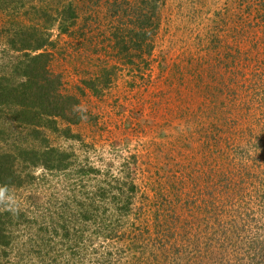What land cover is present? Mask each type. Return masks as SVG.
Instances as JSON below:
<instances>
[{
	"label": "rangeland",
	"instance_id": "obj_1",
	"mask_svg": "<svg viewBox=\"0 0 264 264\" xmlns=\"http://www.w3.org/2000/svg\"><path fill=\"white\" fill-rule=\"evenodd\" d=\"M15 1L8 7L11 14L0 7V26L31 22L33 7L48 9L50 16L68 3L75 9L74 25L65 34L51 29L52 45L45 51L50 71L61 78L62 94L79 100L83 117L71 131L80 138L45 134L53 147L73 153L78 165L99 170L101 180L106 172L116 178L129 172L140 198L136 209L141 208L134 225L150 229L135 242L140 262L134 264H173L182 252L189 264H215L208 251L198 256L192 244L176 237L168 241L173 251L181 250L178 255L148 243L151 217L164 197L173 200L169 210L179 224L208 212L210 227L231 237L224 250L217 246L221 234L213 239L211 231L212 242L195 240L201 249L209 242L219 264H236L235 256L251 243L264 245V201L255 202L264 195V14L257 12L264 0H163L152 50L142 59L132 57V63L125 62L111 35L128 22V14H122L124 23L114 21L106 0ZM1 58L0 71L8 60ZM102 70L109 71L110 81L98 84L102 92L95 94L84 82L106 80ZM45 179L9 198L0 192V210L5 202L20 210L32 204L44 209L49 194L68 193L61 177ZM34 198L36 203L25 202ZM236 213L237 230L225 232ZM156 216L161 220L163 214ZM187 237L195 242L191 229ZM101 243L106 242L101 238ZM231 243L239 248L232 255ZM202 255L199 263L196 257Z\"/></svg>",
	"mask_w": 264,
	"mask_h": 264
},
{
	"label": "trees",
	"instance_id": "obj_2",
	"mask_svg": "<svg viewBox=\"0 0 264 264\" xmlns=\"http://www.w3.org/2000/svg\"><path fill=\"white\" fill-rule=\"evenodd\" d=\"M129 1L106 0V4L114 21L123 22L122 14H128V18L125 16L128 22L114 28L111 35L125 62L132 63V57L142 59L152 50L151 36L159 28L163 0ZM15 2L0 0V7L11 14L9 4ZM257 12L264 14V8H259ZM31 13L33 19L27 24L9 19L8 24L0 26L1 60L8 58L0 71V192L9 198L13 196L12 192L26 185L40 187L41 183H47L45 178L49 174L65 180L64 188L68 193L49 194V206L44 209L36 204L26 210L7 202L3 204L0 210V264L138 263L137 247L140 244L135 242L142 240L150 229L134 225L141 208L136 209L140 198L129 172L122 170L121 178L106 172V178L101 180L97 178L99 170L89 164L78 165L73 153L53 147L45 134L49 132L67 140L80 138L71 131V127L78 125L83 117L77 110L79 100L62 94L61 78L50 71V55L45 51L52 45L51 29L56 27L58 32L65 34L74 25L75 9L68 3L54 16H50L48 9L44 8L33 7ZM10 54L17 55L8 56ZM108 72L101 71V78L106 77V80L84 82L85 88L100 94L102 90L98 89V84L100 87L107 86L110 81ZM38 170L43 174L35 175ZM259 181L262 183V180ZM159 201L158 212L151 217V221L154 220L153 237L148 238V243H154L152 245L161 251L166 249L171 256L178 255L181 250L173 251V244L168 241L176 237L182 243L185 240L188 245L192 244L198 256V251H208L210 263L219 264V254L213 256L215 253L209 252V242L213 241L211 237L214 235V239L221 234L217 245L221 250L225 249V243L231 237L210 227L208 212H204L202 218H194L193 223L183 218L179 224V217L169 210L173 200L164 197ZM256 201L262 203L264 195ZM25 202L36 203V198ZM159 211L163 214L161 220L156 216ZM239 213L231 216V221H226L229 230L225 232L237 230L234 217H239ZM247 218H251L249 214ZM189 229L195 233L194 241L199 236L209 240L202 247L204 249L199 248L196 241L189 243ZM22 238L25 240L20 241ZM101 238L108 245L100 244ZM176 239L173 241L176 242ZM159 240L163 244L157 243ZM227 246L234 249L231 255L239 249L234 243ZM245 251L239 253L241 257L235 256L236 264L264 263V245L251 243ZM182 254L173 258V264H189L188 260L181 258ZM204 257H196V260L200 263Z\"/></svg>",
	"mask_w": 264,
	"mask_h": 264
}]
</instances>
